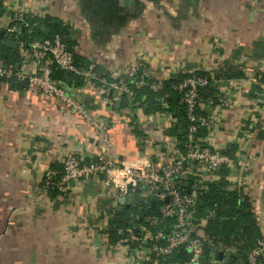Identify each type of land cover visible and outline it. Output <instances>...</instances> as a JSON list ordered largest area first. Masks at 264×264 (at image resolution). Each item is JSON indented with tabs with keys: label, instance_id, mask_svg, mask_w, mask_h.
Returning <instances> with one entry per match:
<instances>
[{
	"label": "crops",
	"instance_id": "crops-1",
	"mask_svg": "<svg viewBox=\"0 0 264 264\" xmlns=\"http://www.w3.org/2000/svg\"><path fill=\"white\" fill-rule=\"evenodd\" d=\"M3 9L60 20L77 59L93 62L108 80H122L130 67L159 79L240 74L202 104L212 120L203 140L229 159L225 180L249 199L264 241V0H3ZM70 91L87 120L27 83L0 85V255L10 252L0 264H134L126 246L100 239L97 228L116 201L99 177L45 190V172L60 173L68 152L86 161L104 157L91 120L106 124L116 164L179 153L173 117L147 114L143 106L126 110L95 87ZM144 140L155 141L157 151L147 152ZM230 147L234 152L223 154ZM224 248L211 264L245 263L232 244Z\"/></svg>",
	"mask_w": 264,
	"mask_h": 264
},
{
	"label": "built area",
	"instance_id": "built-area-1",
	"mask_svg": "<svg viewBox=\"0 0 264 264\" xmlns=\"http://www.w3.org/2000/svg\"><path fill=\"white\" fill-rule=\"evenodd\" d=\"M16 13L0 15V41H11L18 57L17 70L15 66L5 64L0 59V79L5 81L4 85H8L12 80H24L40 95L57 100L67 110L84 119L87 117L86 112L73 95L65 90L68 86L53 79V66L61 72L84 80L83 86L71 85L67 89L95 87L111 101L119 102L126 98V110L139 107L133 99L136 91L144 85L151 83L150 90L159 93L164 81L175 79V76L166 79L146 77L139 72L138 67H130L122 80H108L102 77L104 74L98 72L93 62H88L85 67L77 64L74 54L66 49L57 35L48 39L21 37L19 24L30 28L26 19L29 17V20H32L33 17L23 10ZM29 66H32L30 72ZM209 81H214L213 74L209 79L194 75L182 79L174 87V90L181 93L180 102L184 106L187 122L183 154L176 153L172 160L167 161L159 160L158 156L154 160H146L140 156L116 164L106 124L104 121L91 120L90 124L98 135L104 157L86 161L73 152H68L62 162L63 175L59 183L54 181L57 175L55 171L45 172L44 186L47 191L69 182L99 177L105 187L114 191L116 210L122 206L141 210L142 205L148 209L152 201V204L157 205L155 215L144 220L138 215L134 216L129 236L118 244L126 246L134 264H163L166 258L179 249L188 254L189 260L167 264H201V258L205 257L201 235L202 221L196 217L198 192L205 189L206 175L214 178L216 172L229 162L226 156L215 154L199 137L200 131L208 130L212 124L209 113L198 102L199 89L207 86ZM163 106L165 107V104ZM198 108L204 115L197 113ZM160 114L174 121L167 113H155L158 117ZM172 142L173 146H176L175 140ZM143 145L147 152L157 151L153 140H144ZM121 200H124L122 205L119 204ZM109 220L107 214L103 215V221L97 228L100 239L105 244H108L105 228ZM214 252L223 254L225 248L218 244ZM244 264H264V241L258 240L246 253Z\"/></svg>",
	"mask_w": 264,
	"mask_h": 264
},
{
	"label": "trees",
	"instance_id": "trees-1",
	"mask_svg": "<svg viewBox=\"0 0 264 264\" xmlns=\"http://www.w3.org/2000/svg\"><path fill=\"white\" fill-rule=\"evenodd\" d=\"M1 10L2 14L5 13L3 9V0H0V11ZM26 22H28L30 28H24L21 24L17 23L20 27L21 37L48 39L57 35L62 39L66 49L74 54L76 63L83 67L86 66V63L80 62L74 53L75 44L72 41L70 28L64 25L60 20L48 17L42 19L33 18L32 20L27 18ZM13 24H15V22ZM0 47V59L5 64L15 66L18 62L16 50L7 48L3 45H0ZM189 76L194 75H178L174 80L164 81L159 93L152 92L149 88V84L151 83H148L140 90L136 91L133 99L134 102L138 103V106L145 107L144 111L147 114L167 113L176 120V125L170 129V134L173 135L176 148L180 154L184 153L183 144L185 142L184 136L186 134L187 122L184 106L180 102L181 93L174 90V87L179 81ZM195 76L210 78V75L206 73H197ZM52 77L58 82H64L68 87L71 85L77 87L84 85V80L82 78L61 72L55 66L52 67ZM213 77L214 81H209L207 86L200 88L198 91V102L200 104H205L207 99L217 96L218 87L222 81L231 78H239L241 75L232 73L228 69H222L214 73ZM4 83L5 81L0 79V85ZM262 83H264V80H262ZM8 85L19 86L20 82L12 80ZM127 101L126 98H122L118 103L126 108ZM163 104H165V107ZM197 113L204 115V112H202L200 108L197 109ZM206 135V130H201L199 133L200 139H204ZM223 152V154L230 155L234 152V148L230 147L228 151ZM56 174L54 181L58 183L63 175L62 170L60 173ZM226 175L227 171L221 167L215 174L216 179L210 182L208 181L205 185V189L198 192L196 217L206 222V226L202 230L203 255L208 257L212 247H216L218 244L222 247L232 244L236 247L241 258H244L246 257V253L259 240V234L252 208L249 204V199L241 190L230 189L225 180ZM209 176L211 177V175ZM56 188L57 187L51 188L48 191L54 194ZM189 188L187 189L188 191ZM155 214H157V205L152 203L148 205V209L143 205L141 206V210L132 206L127 208L126 206H122L118 208L113 212L105 228L108 244L118 245L121 240L129 236L131 221L134 219V216L138 215L141 220H144L148 216ZM130 246H132V244ZM188 260V254L183 249H179L173 253L172 256L166 258L163 264L186 262Z\"/></svg>",
	"mask_w": 264,
	"mask_h": 264
},
{
	"label": "water",
	"instance_id": "water-1",
	"mask_svg": "<svg viewBox=\"0 0 264 264\" xmlns=\"http://www.w3.org/2000/svg\"><path fill=\"white\" fill-rule=\"evenodd\" d=\"M0 15H1V12H0ZM1 35H2V33H0V40H1ZM0 43L3 46L7 47V48L14 49V45H13V43L11 41H0ZM17 68H18V64H15V69L17 70ZM21 85L25 86L26 85V81L23 80L21 82ZM141 151H143V150H141ZM123 202H124V200H121V201H119V204L122 205ZM151 203H153V201ZM127 207L128 206H126V208ZM215 257L217 258V260H221L222 254L221 253H215L214 251H211L210 254H209V257L201 258L200 263L201 264H211L210 261H209V258L213 259Z\"/></svg>",
	"mask_w": 264,
	"mask_h": 264
},
{
	"label": "rangeland",
	"instance_id": "rangeland-1",
	"mask_svg": "<svg viewBox=\"0 0 264 264\" xmlns=\"http://www.w3.org/2000/svg\"><path fill=\"white\" fill-rule=\"evenodd\" d=\"M0 45H2V44L0 43ZM0 49H1V47H0ZM67 88H68V87H66L65 90H66L68 93H70L71 91H70L69 89H67ZM7 239L9 240V237H5V240H7ZM5 240H2V241H5ZM0 241H1V237H0ZM0 254H1V253H0ZM9 254H10V252H5V251H4V255H3V256L0 255V261L3 260V258L5 257V255H8V257H9Z\"/></svg>",
	"mask_w": 264,
	"mask_h": 264
}]
</instances>
